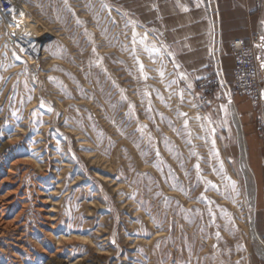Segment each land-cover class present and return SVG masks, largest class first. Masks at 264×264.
Segmentation results:
<instances>
[{
	"label": "rangeland",
	"instance_id": "374dc122",
	"mask_svg": "<svg viewBox=\"0 0 264 264\" xmlns=\"http://www.w3.org/2000/svg\"><path fill=\"white\" fill-rule=\"evenodd\" d=\"M22 4V23L0 13V175L13 162L21 188L0 264H264L251 101L235 97L244 136L109 1Z\"/></svg>",
	"mask_w": 264,
	"mask_h": 264
},
{
	"label": "crops",
	"instance_id": "0c3cea01",
	"mask_svg": "<svg viewBox=\"0 0 264 264\" xmlns=\"http://www.w3.org/2000/svg\"><path fill=\"white\" fill-rule=\"evenodd\" d=\"M106 1L166 38L180 75L189 83L209 74L210 28L204 0ZM219 5L226 49L225 70L232 80L234 58L229 44L238 38L249 41L264 30V0H219ZM232 117L238 121H235L238 131L242 129L245 136L243 122L235 108Z\"/></svg>",
	"mask_w": 264,
	"mask_h": 264
},
{
	"label": "built area",
	"instance_id": "2783aa9c",
	"mask_svg": "<svg viewBox=\"0 0 264 264\" xmlns=\"http://www.w3.org/2000/svg\"><path fill=\"white\" fill-rule=\"evenodd\" d=\"M23 0H0V13L14 12ZM209 37V74L199 78L196 90L210 98L214 90L219 91L228 103L237 107L236 95L246 96L258 116L255 130L262 141L264 159V30L245 39H234L229 46L234 58L233 77L230 80L225 70V43L222 32V18L219 0H204Z\"/></svg>",
	"mask_w": 264,
	"mask_h": 264
},
{
	"label": "bare ground",
	"instance_id": "6f19581e",
	"mask_svg": "<svg viewBox=\"0 0 264 264\" xmlns=\"http://www.w3.org/2000/svg\"><path fill=\"white\" fill-rule=\"evenodd\" d=\"M24 9H25V6H23V4H21L19 7H17V9H15L14 12L7 13L6 15L10 19H13V22L15 20H17V21L22 23ZM30 22L29 23H28V21L25 22L24 24H22L20 26L21 28L18 29L19 32L17 35L20 37H24V36L26 37L21 42L23 44H26V39L31 36L28 34L29 31L33 33L34 30L36 29V28H34L36 26V24H32V22L31 23ZM25 34H28V35L26 36ZM233 108L236 109L237 107H235L232 104V110H233ZM13 164H14L13 162L11 164H9L10 165L9 169H6L5 172H3V173L1 172L2 174L0 175V239L3 238V236L6 234V232L9 229L18 228V225L15 221L17 219V217H15V220H14V218H13V220L10 219L11 209L13 208L16 201L19 198H21V197H19V192L21 190L20 184H17L16 179L14 178L15 175L13 176V174L15 172V171L13 172V170H14ZM252 182H253V180H252ZM251 187H253V186H251ZM22 197H24V196H22ZM254 218L255 217L252 215V218L250 220V225H251L250 227H251V230L253 232L256 230V224H255ZM255 241L259 245L258 247H259L260 252L264 255V245L260 242V238L256 237Z\"/></svg>",
	"mask_w": 264,
	"mask_h": 264
},
{
	"label": "water",
	"instance_id": "95a60500",
	"mask_svg": "<svg viewBox=\"0 0 264 264\" xmlns=\"http://www.w3.org/2000/svg\"><path fill=\"white\" fill-rule=\"evenodd\" d=\"M253 234V233H252ZM255 238V237H254ZM262 241V240H261ZM263 243V242H262ZM263 245H264V243H263Z\"/></svg>",
	"mask_w": 264,
	"mask_h": 264
}]
</instances>
